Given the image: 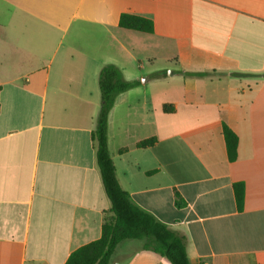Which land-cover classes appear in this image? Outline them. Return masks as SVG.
Listing matches in <instances>:
<instances>
[{
  "label": "crops",
  "instance_id": "crops-1",
  "mask_svg": "<svg viewBox=\"0 0 264 264\" xmlns=\"http://www.w3.org/2000/svg\"><path fill=\"white\" fill-rule=\"evenodd\" d=\"M122 14L154 32L121 28ZM106 65L139 82L108 117L131 202L186 236L190 264H264V0H0V264H66L101 238ZM143 244L120 243L111 264H172Z\"/></svg>",
  "mask_w": 264,
  "mask_h": 264
},
{
  "label": "trees",
  "instance_id": "trees-1",
  "mask_svg": "<svg viewBox=\"0 0 264 264\" xmlns=\"http://www.w3.org/2000/svg\"><path fill=\"white\" fill-rule=\"evenodd\" d=\"M119 26L138 32H154L152 20L131 14H122ZM195 76H206V74H195ZM231 76L252 77L255 75L232 73ZM159 77V74L153 75V78ZM138 85V81H126L121 71L114 65H106L101 70L99 76L101 110L92 139L96 145V159L103 186L111 202L112 217L104 222L101 238L74 251L66 264H111L118 245L128 240L144 241V250L161 255L172 264H190L186 236L158 222L151 214L131 202L118 182L116 168L110 156L108 148L110 111L119 94ZM163 110L166 113L174 112V108L170 105H165ZM223 133L229 160L234 162L238 158V137L228 126H224ZM155 142L156 140L151 138L141 141L138 146L148 148L154 146ZM234 193L237 207L242 210L245 201L244 183L234 184Z\"/></svg>",
  "mask_w": 264,
  "mask_h": 264
}]
</instances>
